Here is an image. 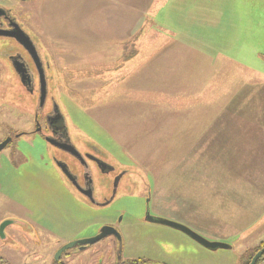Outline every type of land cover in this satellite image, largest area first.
I'll use <instances>...</instances> for the list:
<instances>
[{"label": "rangeland", "instance_id": "1", "mask_svg": "<svg viewBox=\"0 0 264 264\" xmlns=\"http://www.w3.org/2000/svg\"><path fill=\"white\" fill-rule=\"evenodd\" d=\"M157 1L0 0L54 53L57 96L74 135L129 171L113 204L88 209L59 188L53 198L46 184L34 185L44 219L61 226L81 220L74 234L87 238L116 228L123 261L164 259L160 243L181 241L172 264H244L264 243V0H167L161 23L150 13ZM4 184L21 197L13 179ZM149 194L155 214L232 249L209 252L144 224ZM12 204L0 203V220L14 215ZM7 242L0 237V259L18 264L13 249L22 245L7 249ZM93 248L102 254L74 264H119L116 237Z\"/></svg>", "mask_w": 264, "mask_h": 264}, {"label": "flooded vegetation", "instance_id": "2", "mask_svg": "<svg viewBox=\"0 0 264 264\" xmlns=\"http://www.w3.org/2000/svg\"><path fill=\"white\" fill-rule=\"evenodd\" d=\"M255 2L251 1L253 4ZM1 10L5 14L0 16V146L4 145L0 151V203L11 207L13 202L14 215L0 220V232L5 223H10L2 229L0 237L8 241L7 249L13 244L22 245L19 252L13 249L16 254L14 259L19 260L18 264H74L75 257L80 258L87 254V259H95L102 254L99 248H93L95 245H78L62 251L71 243L93 237L82 236L83 232L74 234L73 224L75 222L80 225L81 220H71L72 223L66 222V225L61 226L57 222L54 224L53 220L44 219L48 213L44 211L34 185L42 182L46 184L49 188L46 192L53 198L59 188L68 198L76 201L79 207L88 209L92 206L113 204L129 171L112 163L109 155L95 142L87 140L82 134L74 135L67 122L68 108L66 105L64 108L61 106L57 96L55 75L60 72L55 74L56 66L52 64L54 53L45 48L28 28L13 18L10 11L3 8ZM15 25L19 26L25 40H29L31 44L20 42L16 36L19 28ZM1 32L6 35H1ZM63 88L64 103L69 104V85L64 83ZM15 121L26 123L25 128H8L12 127ZM24 137L32 138L31 142L26 144L27 142L22 140ZM38 151L40 154L36 155ZM9 179L17 183L19 187L16 191L21 192V197L7 189L4 181ZM107 194L110 198H105ZM99 197H102V201L98 200ZM151 202L150 195L140 216L144 224L169 228L149 222V211L152 217L174 220L184 225L177 219L155 214ZM169 229L191 239L180 231ZM117 232L121 236L118 230ZM98 235L99 232L94 237ZM116 239L118 250H115V257L117 256L119 264H172L178 257L174 256L171 249L184 248L181 241L173 245L161 242L164 249L160 248L158 255L164 259L153 261V256L137 259L130 255L127 261H123V244L117 237ZM191 240L200 248L213 252ZM223 242L228 243L220 241ZM255 252L244 264L251 263ZM108 259L111 260V257ZM259 262L258 264H264ZM0 264L11 262L2 258ZM87 264L93 263L89 261Z\"/></svg>", "mask_w": 264, "mask_h": 264}, {"label": "water", "instance_id": "3", "mask_svg": "<svg viewBox=\"0 0 264 264\" xmlns=\"http://www.w3.org/2000/svg\"><path fill=\"white\" fill-rule=\"evenodd\" d=\"M4 14H5L4 11L1 10V8H0V16H3ZM15 27H17V29L19 28V26H17V25H15ZM1 35H6V34L2 33ZM16 36H18V38L20 39V42L25 43V44L27 42H29L31 44V42L29 40H25V38H24L25 36H23V33H22L20 28H19V33ZM3 148H4V145H1L0 151ZM147 220L151 223H156V224L163 225V226L175 229L177 231H180V232L186 234L187 236H189L191 239H193L194 241H196L200 245H202L203 247H205L206 249L211 250L213 252H216L219 250H230L231 249V246H229L225 243L208 241L207 239L203 238L201 235L197 234L196 232H194L190 228L186 227L185 225H182L180 223L173 222V221H170V220L164 219V218L152 217V216H150L149 211L147 213ZM9 224L5 223L1 227L0 234L2 233V229L5 228L6 225H9ZM109 236H116L119 239V241L122 242L121 236L119 235V233L117 232L116 229H114L113 227H103L100 230L98 236L90 238V239H86L84 241L71 243V244L65 246L62 251L66 250V249L74 248L78 245L94 246ZM263 256H264V248H262L258 253H256V255L252 258V261L250 264H258L259 260Z\"/></svg>", "mask_w": 264, "mask_h": 264}, {"label": "crops", "instance_id": "4", "mask_svg": "<svg viewBox=\"0 0 264 264\" xmlns=\"http://www.w3.org/2000/svg\"><path fill=\"white\" fill-rule=\"evenodd\" d=\"M200 1V0H198ZM208 1H211L213 2V0H208ZM170 3L167 1V0H160V1H157L155 2V5L153 6V8L150 10V13L152 14V11H156V14L155 15V21H157L158 23H161V20L164 19V15H165V11L167 9V6L169 5ZM170 6V5H169ZM243 19H246L245 17H241V20ZM157 26V25H156ZM160 26V25H159ZM204 32H207V30H204ZM140 54V53H139ZM138 55V54H137ZM136 55V56H137ZM135 56V57H136Z\"/></svg>", "mask_w": 264, "mask_h": 264}, {"label": "trees", "instance_id": "5", "mask_svg": "<svg viewBox=\"0 0 264 264\" xmlns=\"http://www.w3.org/2000/svg\"><path fill=\"white\" fill-rule=\"evenodd\" d=\"M264 247V243L263 244H261V246L258 248V250L256 251V252H258L260 249H262ZM256 252H255V254H256ZM262 262H264V258H262V260L259 262V263H262Z\"/></svg>", "mask_w": 264, "mask_h": 264}]
</instances>
